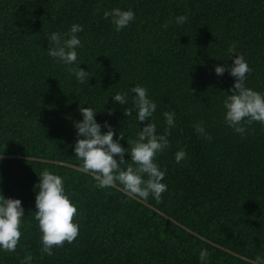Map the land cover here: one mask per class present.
Listing matches in <instances>:
<instances>
[{
	"label": "trees",
	"instance_id": "trees-1",
	"mask_svg": "<svg viewBox=\"0 0 264 264\" xmlns=\"http://www.w3.org/2000/svg\"><path fill=\"white\" fill-rule=\"evenodd\" d=\"M113 7L135 12L119 32L103 16ZM179 14L187 16L183 24L168 23ZM72 23L83 25L77 35L78 62L89 71L84 83L46 52L48 34ZM232 43L251 68L246 86L264 92V0H0V154L80 166L73 121L87 105L99 110L98 122L125 135L120 143L128 147L147 121L124 115L131 93L129 105L111 95L141 84L157 104L151 119L158 133L168 127L163 113H176L169 147L155 157L167 190L159 201L143 200L195 232L118 188L96 187L83 171L0 158V190L21 199L26 216L16 249L0 250V264H21L26 255L31 264H255L196 234L253 261L264 257V124H246L241 134L225 123L223 91L235 77L214 72L233 63L226 55ZM199 122L210 139L195 130ZM181 148L187 156L177 163ZM44 168L64 177L80 224L74 241L52 255L41 254L34 219ZM201 248L210 253L205 262Z\"/></svg>",
	"mask_w": 264,
	"mask_h": 264
},
{
	"label": "clouds",
	"instance_id": "clouds-1",
	"mask_svg": "<svg viewBox=\"0 0 264 264\" xmlns=\"http://www.w3.org/2000/svg\"><path fill=\"white\" fill-rule=\"evenodd\" d=\"M103 16L110 18V23L119 32L134 20L135 12L131 8L113 7L105 10ZM186 20L185 14H179L168 23L183 24ZM82 31V24L72 23L66 32L52 31L46 37L49 41L47 55L64 64L79 83L89 81V71L81 68L78 62V48L82 47V41L77 34ZM226 55L232 57L233 63L225 62L214 67L217 75H223L227 70L235 77L232 86L223 91L224 121L235 132L243 134L246 124L253 121L264 124V92L246 86L247 73L251 68L243 53L237 51L235 43L228 45ZM129 93L132 94L131 106L123 109L124 115L130 118L135 113L136 120L147 121L137 130L134 139L127 138L129 146L124 147L120 143L125 138L121 131L117 135L107 120L103 124L98 122L96 114L99 110L87 105L79 108L82 120L73 121L76 128L73 150L81 159V170L92 176L96 187L119 188L144 200L151 195L159 201L167 190V184L163 182L166 171L160 168L155 157L169 147L168 130L175 126L176 113L175 110L163 113L168 127L163 133H158L156 123L151 119L157 104L145 86L135 84L127 91H117L111 96L121 105H129ZM102 128L107 130L102 131ZM195 130L210 139L202 122L195 125ZM125 153L130 155V159H125ZM186 156V150L181 148L175 152L174 159L179 163ZM38 176L34 219L41 233V254L52 255L54 247L72 243L78 236L80 224L74 220L78 205L66 190L62 175L44 168ZM25 217L21 199L5 197L0 190V250L11 252L16 249ZM209 255L207 248H201L199 259L205 262ZM31 261L32 257L26 255L21 264H31ZM255 264H264V257L258 256Z\"/></svg>",
	"mask_w": 264,
	"mask_h": 264
},
{
	"label": "water",
	"instance_id": "water-1",
	"mask_svg": "<svg viewBox=\"0 0 264 264\" xmlns=\"http://www.w3.org/2000/svg\"><path fill=\"white\" fill-rule=\"evenodd\" d=\"M0 158H1V159H4V158H7V159H25V160H32V161L48 162V163L53 162V163H55V164L65 165V166L71 167V168H73V169H76V170L82 171L80 166H77V165H74V164H70V163H66V162H59V161H51V160L41 159V158H35V157H26V156H22V155H19V154H0ZM83 172H84V171H83ZM118 189H119V188H118ZM119 190H120V189H119ZM120 191H122V189H121ZM122 192H124V193L127 194L128 196L132 197L133 199H135V200H137V201L143 203V204L146 205L147 207H149V208L155 210L157 213H159L160 215L164 216V217L167 218L168 220H171V221L174 222L175 224H178L180 227L184 228L185 230H187V231H189V232H193L192 230H190L189 228H187L185 225L179 223L178 221H176L175 219H173L171 216H169V215L165 214L164 212H162L161 210L155 208L153 205H151L150 203L144 201L143 199L137 198V197H135L134 195H130V194H128V193L125 192V191H122ZM193 233L195 234V232H193ZM196 235H197L198 237H200L202 240L207 241V242H209V243H211V244H213V245H215V246H218L219 248L225 250L226 252H228V253H230V254H232V255H235V256H237V257H240V258H242V259H244V260H246V261H251V262L255 263V261H253V260H251V259H249V258H247V257H245V256H242V255H240V254H238V253H236V252H233V251H231L230 249H227V248H224V247H222V246H220V245H217V244L211 242L210 240H208L207 238H205V237H203V236H201V235H199V234H196Z\"/></svg>",
	"mask_w": 264,
	"mask_h": 264
}]
</instances>
